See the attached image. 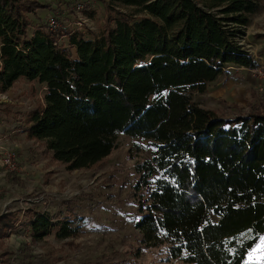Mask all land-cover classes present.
I'll return each instance as SVG.
<instances>
[{
  "label": "trees",
  "instance_id": "16d2710c",
  "mask_svg": "<svg viewBox=\"0 0 264 264\" xmlns=\"http://www.w3.org/2000/svg\"><path fill=\"white\" fill-rule=\"evenodd\" d=\"M263 1L111 0L128 12L94 35L47 24L29 33L35 3L0 0V93L20 78L44 85L23 131L70 171L108 156L119 134L147 141L150 157L135 163L134 225L164 240L169 258L260 264L245 258L264 234V106L224 116L192 92L227 67L259 65L239 38ZM24 214L0 213V239L19 229L33 241L80 234L76 212Z\"/></svg>",
  "mask_w": 264,
  "mask_h": 264
},
{
  "label": "rangeland",
  "instance_id": "374dc122",
  "mask_svg": "<svg viewBox=\"0 0 264 264\" xmlns=\"http://www.w3.org/2000/svg\"><path fill=\"white\" fill-rule=\"evenodd\" d=\"M30 1L36 7L27 13L29 33L53 17L57 29H88L99 35L114 25L117 11L128 12L111 0ZM239 41L264 67V1ZM60 42L66 43V37ZM44 92L38 81L20 78L0 93V213L13 210L22 217L33 208L47 210L57 219L73 211L83 218L80 234L57 239L51 233L33 241L19 229L0 239V264H185L169 258L164 240H148L134 225L140 216L135 163L150 157L148 142L119 134L108 156L88 168L67 170L23 131L27 114L43 104ZM192 98L220 115H244L264 106V81L246 69L227 67L204 93L193 91ZM6 152L15 171L2 162ZM257 244L262 246L254 252ZM245 261L264 264V234Z\"/></svg>",
  "mask_w": 264,
  "mask_h": 264
},
{
  "label": "built area",
  "instance_id": "2783aa9c",
  "mask_svg": "<svg viewBox=\"0 0 264 264\" xmlns=\"http://www.w3.org/2000/svg\"><path fill=\"white\" fill-rule=\"evenodd\" d=\"M82 7L80 4H78L77 8L79 9ZM47 26L50 30L55 31L58 28V22L56 21L55 18H50L47 22ZM242 44V42L240 41ZM231 68V67H228ZM241 69H246L249 72H251L256 78L259 80L264 81V67H259V65L256 68L250 69V68H245V67H240ZM2 162L5 164L6 168H8L11 171H15V164L12 163L11 155L9 152H6V154L2 158Z\"/></svg>",
  "mask_w": 264,
  "mask_h": 264
},
{
  "label": "snow or ice",
  "instance_id": "6c2138e0",
  "mask_svg": "<svg viewBox=\"0 0 264 264\" xmlns=\"http://www.w3.org/2000/svg\"><path fill=\"white\" fill-rule=\"evenodd\" d=\"M261 246H262L261 244H257V245H256V248H255V249H253V251H254V252H255V251H257L258 249H260V248H261Z\"/></svg>",
  "mask_w": 264,
  "mask_h": 264
},
{
  "label": "crops",
  "instance_id": "0c3cea01",
  "mask_svg": "<svg viewBox=\"0 0 264 264\" xmlns=\"http://www.w3.org/2000/svg\"><path fill=\"white\" fill-rule=\"evenodd\" d=\"M262 60H263V59H262ZM231 68H233V69L235 68V69H237V70L241 69L240 67H231Z\"/></svg>",
  "mask_w": 264,
  "mask_h": 264
}]
</instances>
